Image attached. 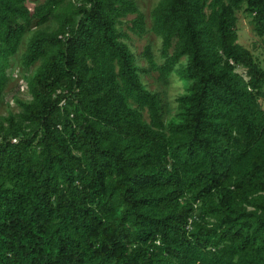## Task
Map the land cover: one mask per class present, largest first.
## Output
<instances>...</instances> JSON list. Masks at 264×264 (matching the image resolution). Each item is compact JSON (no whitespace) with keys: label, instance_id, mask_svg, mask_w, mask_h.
Segmentation results:
<instances>
[{"label":"trees","instance_id":"obj_1","mask_svg":"<svg viewBox=\"0 0 264 264\" xmlns=\"http://www.w3.org/2000/svg\"><path fill=\"white\" fill-rule=\"evenodd\" d=\"M242 9L264 50V0H161L145 68L123 28L148 33L137 0H0V101L39 28L32 100L0 120V264H264V68ZM151 71L188 85L170 124Z\"/></svg>","mask_w":264,"mask_h":264},{"label":"rangeland","instance_id":"obj_2","mask_svg":"<svg viewBox=\"0 0 264 264\" xmlns=\"http://www.w3.org/2000/svg\"><path fill=\"white\" fill-rule=\"evenodd\" d=\"M44 1L45 0H28V6L33 10L35 6L43 3ZM160 1L161 0H137L141 12L145 15L146 26L148 29V33H146L143 37L136 36L128 28V25H131L130 21L134 19L136 15H130L127 18L128 23L123 26L124 30L129 33L131 37L128 44L130 45L132 51L136 54L138 63L141 67H149L147 61L143 57V52L147 46L152 48V52L156 60L159 62L161 61V38L150 30L152 25L151 13ZM237 19L236 31L239 43L251 51L256 62L264 68L262 38L259 37L255 31L252 15L242 9L237 11ZM42 28L53 30L55 28V24L50 22ZM38 29L39 28L34 24L32 31L24 39L18 54L11 61V67L8 72L9 82L4 96L0 101V120L10 114L22 113L23 110L19 105V101L30 102L32 100L29 92V81L34 71L39 66V63H36L30 69H27L23 64L22 56L27 47L28 36ZM186 63L187 59H183L181 66H185ZM238 72L242 75H246L245 70L242 68H239ZM142 79L151 91L158 92L161 95L165 106L164 112L166 124H170L171 122L178 120L181 113L178 99L185 93L188 86L187 83L178 74H174L167 81H163L160 79V74L157 71H151L144 74ZM259 103L264 109V97L260 99ZM64 104L65 100L61 102L60 106H63ZM145 118L149 120L148 113H146Z\"/></svg>","mask_w":264,"mask_h":264}]
</instances>
